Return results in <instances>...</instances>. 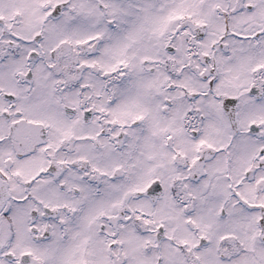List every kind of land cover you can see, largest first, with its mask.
Masks as SVG:
<instances>
[{"label": "snow or ice", "instance_id": "1", "mask_svg": "<svg viewBox=\"0 0 264 264\" xmlns=\"http://www.w3.org/2000/svg\"><path fill=\"white\" fill-rule=\"evenodd\" d=\"M0 264H264V0H0Z\"/></svg>", "mask_w": 264, "mask_h": 264}]
</instances>
